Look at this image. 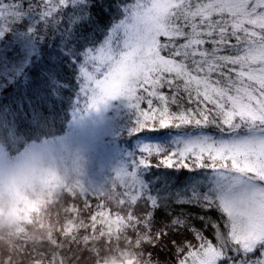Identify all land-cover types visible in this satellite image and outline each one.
I'll list each match as a JSON object with an SVG mask.
<instances>
[{"label":"snow or ice","instance_id":"snow-or-ice-1","mask_svg":"<svg viewBox=\"0 0 264 264\" xmlns=\"http://www.w3.org/2000/svg\"><path fill=\"white\" fill-rule=\"evenodd\" d=\"M34 4L0 0V35L28 11L55 20L70 0ZM123 11L83 53L82 91L91 107L125 98L133 135L163 134L137 135L106 186L68 190L72 218L57 244L70 264H101L92 237L129 227L142 264H264V0H130ZM153 167L190 175L178 186Z\"/></svg>","mask_w":264,"mask_h":264},{"label":"trees","instance_id":"trees-1","mask_svg":"<svg viewBox=\"0 0 264 264\" xmlns=\"http://www.w3.org/2000/svg\"><path fill=\"white\" fill-rule=\"evenodd\" d=\"M3 2L11 4L14 0ZM34 2L35 8L40 0ZM128 2L70 0L57 19L42 18L38 10L28 11L0 35V140L9 149L16 151L26 141L41 137L69 144L66 137L75 121L87 114L89 95L82 91L79 70L83 53L109 37L123 19V6ZM124 103L126 99L122 103L113 101L107 115H110L109 124L117 131L108 136L109 141L117 142L120 149L126 150V164L140 143L137 135L158 136L163 132L133 135L134 111ZM75 142L78 143L76 139L72 141ZM158 162L157 157L151 158L152 164ZM151 171L156 176L171 175L178 186L190 175L187 169L179 168L153 167ZM164 219L157 217L158 221ZM206 235L210 237V233ZM175 238L191 239V236L185 233ZM160 257L165 261L173 259L167 253H160ZM81 264H87V260Z\"/></svg>","mask_w":264,"mask_h":264},{"label":"clouds","instance_id":"clouds-1","mask_svg":"<svg viewBox=\"0 0 264 264\" xmlns=\"http://www.w3.org/2000/svg\"><path fill=\"white\" fill-rule=\"evenodd\" d=\"M83 174L82 155L63 140L41 137L16 151L0 140V264H70L67 244L57 240L72 218L68 190H77ZM83 223L76 220L77 227ZM132 231L122 227L102 237L98 230L90 247L101 264H142L140 248L128 240ZM82 252L77 248V255ZM87 264H95L93 256Z\"/></svg>","mask_w":264,"mask_h":264},{"label":"rangeland","instance_id":"rangeland-1","mask_svg":"<svg viewBox=\"0 0 264 264\" xmlns=\"http://www.w3.org/2000/svg\"><path fill=\"white\" fill-rule=\"evenodd\" d=\"M115 100L91 107L89 95L87 114L75 121L66 137L72 150L78 151L84 159V174L81 179L85 185L106 186L115 175V170L125 164L126 150L123 151L117 142L109 141L111 138H108L117 132L111 123L109 124L110 115H107ZM117 100L122 103L125 98ZM124 104H128V101ZM75 139L78 143L74 144L72 141ZM122 153L124 154L120 158Z\"/></svg>","mask_w":264,"mask_h":264}]
</instances>
